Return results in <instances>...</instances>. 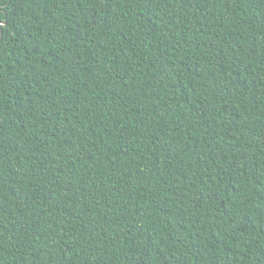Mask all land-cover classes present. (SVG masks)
<instances>
[{
  "label": "trees",
  "instance_id": "trees-1",
  "mask_svg": "<svg viewBox=\"0 0 264 264\" xmlns=\"http://www.w3.org/2000/svg\"><path fill=\"white\" fill-rule=\"evenodd\" d=\"M0 264H264V0H0Z\"/></svg>",
  "mask_w": 264,
  "mask_h": 264
}]
</instances>
